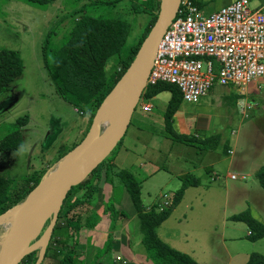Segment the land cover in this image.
<instances>
[{"label": "rangeland", "instance_id": "374dc122", "mask_svg": "<svg viewBox=\"0 0 264 264\" xmlns=\"http://www.w3.org/2000/svg\"><path fill=\"white\" fill-rule=\"evenodd\" d=\"M201 1L203 14H208L220 5L228 4L230 0ZM262 1L264 0H250V5L256 6ZM84 2L85 0H51L45 7H39L25 0H0V48L15 50L22 61L20 74L13 77L0 91V140L14 130V126L20 131L22 138L18 148L0 152V172L13 180L24 178L33 171L55 163L60 154L81 140L86 130L87 117L77 112L55 92L46 72L45 51L42 49L44 40L49 41L51 48L62 45L75 17L81 14L76 11ZM101 11L104 15L124 19L130 24L124 49L136 41L147 19L146 14L129 9V0H120L114 6H98L94 13L100 14ZM47 52L49 54L46 60L51 61L52 54L50 50ZM107 68L110 67L107 65ZM169 98L168 91L149 98L146 101L150 104L149 109L144 108L146 99L141 98L121 142V145L128 146L145 159L148 164L143 165V171L153 169L151 171L154 174L150 175L148 172L138 173L141 170L138 166L133 168L136 177L145 178L140 188L143 205L153 204L164 195V198L170 200L172 194L161 193L172 190L174 182L179 184L172 190L175 192L186 174L200 178L203 184L189 186L184 190L182 199L159 233L163 234L166 226L170 228L168 244L185 253L193 250L194 256L205 264L208 258L210 260L213 257L215 260L212 264H229L231 256H228L225 247L232 251L230 264H238L248 252L256 251L264 256V237L248 240L245 223L231 219L232 214L248 208L257 217L253 210L255 209L261 216V219L257 218L264 222V188L255 177V171L264 166V78H257L244 90L215 83L198 102L182 101L174 118L183 115L181 117L184 119V126L190 131L179 133L195 136L194 142L198 141L196 146L175 141L164 130V120L159 118L163 116ZM143 111L156 114V121L159 122L144 124L145 129L141 128L137 132L132 125L136 122L138 113ZM202 114L210 115L211 128L197 133L192 130L194 119ZM179 122L181 123L179 119L178 122L173 121L174 130H182ZM149 129L160 131V134L148 135ZM214 134H218L219 138L215 141L216 147L210 151L217 148L216 152L200 156V147L206 144L200 143L199 139ZM133 136H143V147L139 150L141 153L137 151L136 145L130 144ZM198 160L213 161L216 165L204 166L202 162L198 164ZM191 163H195V171H192ZM211 168L215 171L212 175L208 173ZM227 168H231L229 172ZM176 172L181 179L176 178ZM231 174L235 176L231 177ZM165 183L169 189H164ZM123 190L124 188H116L113 194L117 198L108 200L111 206L118 207L119 203L121 205L118 196ZM78 193H82V190ZM107 197V193L94 192L90 204H80L69 216L74 218L73 214H85L92 209L101 211L106 205ZM97 204L101 206L97 207ZM121 210L125 211V214L119 215L126 218L124 222L117 215L118 211H113L115 215L103 214L96 227L90 230L89 240H86V229H81L79 247L75 252L76 262L86 259L85 264H90L96 258V248L101 250L97 252L98 258L110 261L114 249H110L112 237H107V234L113 230L116 232V244L123 238L127 242V245L120 243L119 251L124 254L134 252V264H158L148 254L143 259V254L147 251L141 243L142 234L138 220L135 215L126 212L129 211L127 206ZM33 252L38 257L39 249H34ZM114 255L115 261L122 260L116 259V255L120 256L119 253Z\"/></svg>", "mask_w": 264, "mask_h": 264}, {"label": "trees", "instance_id": "16d2710c", "mask_svg": "<svg viewBox=\"0 0 264 264\" xmlns=\"http://www.w3.org/2000/svg\"><path fill=\"white\" fill-rule=\"evenodd\" d=\"M25 1L39 7H45L51 2V0ZM119 1L85 0L81 8L76 11H80L81 14L75 17L68 37L62 45L58 48H51L48 40H44L42 44V49L44 48L45 51L46 72L55 92L71 104L77 112L87 117V127L82 138L87 132L99 104L133 60L158 11L159 0H129V9L146 14L147 19L140 34L136 37V41L124 49L125 41L130 33V24L124 19L104 15L103 11L100 14L94 13L98 6H114ZM198 4L201 6V1ZM47 50H50L52 54L51 61L46 60V56L49 54ZM107 65L110 68H107ZM21 70L22 61L19 54L15 50L0 48V91L10 83L13 77L20 74ZM162 91L170 93L163 113L166 131L173 140L196 146L198 141L194 142L195 136L184 135L172 128L174 114L183 101L181 92L176 85L165 81L147 84L141 93V98L148 99ZM13 129L0 140V152L11 151L20 146L21 133L16 126ZM218 138L219 135L214 134L199 139L200 143L206 144L200 149H214L217 145L215 141ZM80 141L73 144L70 149ZM121 142L122 139L111 153L121 146ZM224 151L226 152V145ZM66 152L60 154L57 160ZM109 155L83 181L73 186L67 193L39 264H85L86 259L78 262L75 259V252L79 247V232L83 227L86 230L94 228L105 213L115 215L114 212L118 211L117 215L124 214L108 202L114 197L113 193L116 188H124L130 196L142 234L141 243L150 259L158 264H199L194 257L175 249L157 234V227L170 216L172 210L182 199L184 190L189 186H197L199 178L186 174L171 199H167V205L161 209L155 205L145 208L140 198L141 180L129 169L112 165L110 160L113 156L109 157ZM49 166L50 164L18 180H13L0 172V214L24 199ZM255 177L260 186L264 188V166H260L255 171ZM102 185H104L102 194H108L106 205L102 207L103 210L92 209L85 214H73L74 218L69 216V213H72L80 204L84 202L90 204L93 193H98L101 190L99 186ZM81 190L82 193L77 194ZM98 206L101 205L97 204ZM231 219L245 223L248 240L254 241L264 237V222L254 217L248 208L232 214ZM96 250V258L94 257L95 259L90 264H102V260L97 255V252L101 250L98 248ZM36 257L37 255L32 251L25 255L19 264H35ZM244 264H264V256L253 251L248 255Z\"/></svg>", "mask_w": 264, "mask_h": 264}, {"label": "built area", "instance_id": "2783aa9c", "mask_svg": "<svg viewBox=\"0 0 264 264\" xmlns=\"http://www.w3.org/2000/svg\"><path fill=\"white\" fill-rule=\"evenodd\" d=\"M199 1L181 0L147 77V84L176 85L183 101L191 103L215 83L244 90L264 78V1L251 6L250 0H234L208 14H203ZM164 197L159 209L168 204Z\"/></svg>", "mask_w": 264, "mask_h": 264}, {"label": "water", "instance_id": "95a60500", "mask_svg": "<svg viewBox=\"0 0 264 264\" xmlns=\"http://www.w3.org/2000/svg\"><path fill=\"white\" fill-rule=\"evenodd\" d=\"M180 3L181 0H159L153 24L131 63L99 104L84 137L46 169L24 199L0 214L1 217L11 208L19 206L16 238L1 258L0 264H19L25 255L37 248L39 252L35 264L40 263L67 193L83 181L123 138L133 111L141 99V93L147 85V77L159 41L175 17ZM130 73L132 77L129 82L120 86L123 78ZM114 98H118L115 114L109 123L100 129L102 109ZM69 154L71 159L63 165H58V162Z\"/></svg>", "mask_w": 264, "mask_h": 264}, {"label": "crops", "instance_id": "0c3cea01", "mask_svg": "<svg viewBox=\"0 0 264 264\" xmlns=\"http://www.w3.org/2000/svg\"><path fill=\"white\" fill-rule=\"evenodd\" d=\"M207 1V0H206ZM228 1V0H227ZM232 1H234V0H230V1H228V3H230V2H232ZM263 2V1H262ZM262 2H259V3H262ZM258 3V4H259ZM224 5V4H223ZM223 5H220L219 7H217L216 9H215V11L217 10V9H219L221 6H223ZM226 5V4H225ZM200 8L202 9L203 8V2L201 1V6H200ZM210 91V90H209ZM156 96V95H155ZM155 96H153V97H155ZM149 99V98H148ZM148 99H146L145 100V102L144 103H146V105H149L150 106V104H148V102H146ZM145 105V104H144ZM178 111V110H177ZM177 111H176V113H177ZM134 112V111H133ZM175 113V114H176ZM133 115V114H132ZM155 116H157L156 114H150L149 112L147 113V112H145V111H143V112H139L138 113V115H137V117H136V119H135V121L136 122H134L133 123V128L138 132H140L141 131V128H143V126H146L148 123L150 124H152V123H156V124H158V122L156 121V117ZM175 116V115H174ZM183 117V115H180V116H177V117H175L174 118V120H175V122L177 121L178 122V119L179 120H181V123L179 122V124H180V126H181V129L182 130H177V128H175L178 132H186V133H188L189 131H190V129H188L187 127H185L184 126V119L182 118ZM132 118V117H131ZM159 120H163V116H160V118H159ZM173 120V121H174ZM131 121V120H130ZM194 127H193V129L192 130H194L195 132H197V133H199V131H208L210 128H211V120H210V115L209 114H202V115H198L195 119H194ZM144 124H146V125H144ZM150 124V125H151ZM163 125V127H164V124H162ZM128 128V127H127ZM143 129H145V128H143ZM127 130V129H126ZM164 130H166L165 129V127H164ZM150 133L148 134V135H152V136H158V134H160V131H154V130H148ZM192 132V131H191ZM154 134V135H153ZM142 139H143V136L142 137H140V138H138L137 136H133V137H131V142H130V144H134V145H136L135 147L138 149L137 151L138 152H140L139 150L143 147V146H141V141H142ZM217 149V148H216ZM216 149L214 150L215 152H216ZM157 150V149H156ZM214 151H210V150H203V149H201V151H200V156L202 155V156H205V155H207V154H209V153H212V152H214ZM141 153V152H140ZM196 154H197V152H196ZM206 160V159H205ZM202 162V165H206V164H212V167L213 166H215L216 165V163L215 162H211V161H209V160H207V161H204L203 162V160H198V164H200ZM110 163H112V165H114V166H116V167H123V168H127V169H129L133 174L135 173V170H133V168H134V166H138V167H140L139 169H141V170H138V173H146V172H148L150 175H153L154 174V172L153 171H151V170H153V169H149L148 168V170L145 172V171H143L142 170V167H143V165H147L148 163L145 161V159L143 158V157H140L138 154H137V152L136 151H134L133 149H130L128 146H126V145H121L116 151H115V153H114V155H113V158L110 160ZM230 164V163H229ZM191 165V167H192V171H195V169H193V168H195V163H191L190 164ZM212 169V168H211ZM210 169V170H211ZM229 169H231V168H227V172H229ZM151 171V172H150ZM243 171V170H242ZM199 172H201V170L199 171ZM213 172H215L213 169L210 171V172H208V173H211V175L213 174ZM135 175V174H134ZM175 176H176V178H180L179 176V173H177L176 172V174H175ZM143 177V176H142ZM142 177H137L138 179H140V180H142L141 181V184H143V182L145 181V178H142ZM213 178V177H212ZM181 179V178H180ZM199 180H200V178H199ZM166 181V180H165ZM181 181V180H180ZM174 186H172V188L173 189H175L179 184L178 183H175L174 182V184H173ZM198 185H203L202 183H201V180H200V183L198 184ZM163 187H164V189H169V188H167V185H166V183L163 185ZM188 188V187H187ZM172 189V190H173ZM102 190H103V185L101 186V190L98 192V193H101L102 192ZM172 190H168V191H164V192H162L161 194H164V193H166V194H172L173 195V193H174V191L172 192ZM149 193V192H148ZM118 198H120V199H118V200H120L119 202H121V205H120V203L119 204H117V208H118V210H120V211H122V212H124V214H125V211H123V210H121V208L122 207H128L129 208V211H126L129 215H135V217H136V210H135V207H134V205H133V203H132V201H131V199H130V196H129V194L127 193V191L124 189L123 190V192H122V194H120L119 196H118ZM163 201V198L162 197H160V199H158L156 202L154 201L153 202V204H148V205H144L145 206V208H150V206H153V205H159L161 202ZM253 209V208H252ZM254 210V213H255V215L259 218V219H261V216L259 215V214H257V212H256V210L255 209H253ZM122 215V214H121ZM119 216V215H118ZM120 217V219H122L123 221L122 222H124L125 220H126V218L125 217H123V216H119ZM102 219V218H101ZM168 219V218H167ZM166 219V220H167ZM165 220V221H166ZM165 221H163L158 227H157V234L159 235V237L160 238H162L164 241H168V239H169V236H168V232H169V230H170V228H168L167 226L166 227H164V231H163V234H161V233H159V230H160V228H163L162 226H163V224H165ZM95 227H96V225H95ZM94 227V228H95ZM93 229V228H92ZM90 230L91 229H87V230H85V231H87V236H88V238H86V240H89L91 237L89 236V234H90ZM114 234H116V232H114L113 230H111L110 231V233L109 234H107V237H109V236H111L112 237V239H111V247H110V249H114L113 251H112V253H113V256L111 255V259H110V261L109 260H106V261H104V260H102V264L104 263V264H134L133 263V259H132V256L134 255V252L133 251H131V252H126V254H124V253H122V252H120L119 251V246H120V243L122 242L123 244H125V245H127V242H126V240H125V238H123L122 240H121V242H119L118 244H116V242H117V240H116V242H115V236H114ZM91 243H94V242H91ZM121 243V244H122ZM168 243V242H167ZM225 249V251H226V253H228L229 255L228 256H231V260H232V251H230V250H228L226 247L224 248ZM115 250H117L116 251V253H119L120 254V256H121V258L120 259H122V260H117V261H115V258H114V254H116L115 253ZM187 253H189V255H191L192 257H194L197 261H198V263L199 264H205V263H202V262H200L197 258H196V256H194V251L193 250H191V252H187ZM250 252H248L247 254H246V256H245V258H244V260H242L241 261V259L239 260V262H238V264H244L245 262H246V260H247V257H248V254H249ZM145 254H147V252H144V254H143V259H144V257H145ZM148 256V255H147ZM216 256V255H215ZM215 260V258L213 257L212 259H210L209 260V258H208V260L206 261L207 262V264H212L213 263V261ZM231 260H230V262H231ZM230 262H229V264H230ZM223 264H224V262H223Z\"/></svg>", "mask_w": 264, "mask_h": 264}, {"label": "bare ground", "instance_id": "6f19581e", "mask_svg": "<svg viewBox=\"0 0 264 264\" xmlns=\"http://www.w3.org/2000/svg\"><path fill=\"white\" fill-rule=\"evenodd\" d=\"M132 73L127 74L120 83V86L129 82ZM118 105V98L111 99L102 109L100 118V128L103 129L114 116ZM71 159V155L65 156L58 162V165H63ZM19 206L11 208L3 216L0 217V260L5 253L13 245L16 238V223L18 219Z\"/></svg>", "mask_w": 264, "mask_h": 264}, {"label": "clouds", "instance_id": "9594fccd", "mask_svg": "<svg viewBox=\"0 0 264 264\" xmlns=\"http://www.w3.org/2000/svg\"><path fill=\"white\" fill-rule=\"evenodd\" d=\"M158 206V205H157Z\"/></svg>", "mask_w": 264, "mask_h": 264}]
</instances>
